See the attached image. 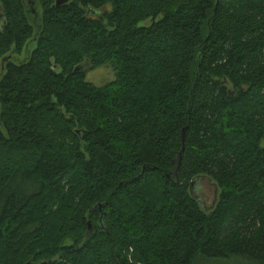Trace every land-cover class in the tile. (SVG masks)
I'll list each match as a JSON object with an SVG mask.
<instances>
[{
	"label": "trees",
	"instance_id": "trees-1",
	"mask_svg": "<svg viewBox=\"0 0 264 264\" xmlns=\"http://www.w3.org/2000/svg\"><path fill=\"white\" fill-rule=\"evenodd\" d=\"M29 1L0 0V58L36 43L0 80V264H264V0Z\"/></svg>",
	"mask_w": 264,
	"mask_h": 264
},
{
	"label": "rangeland",
	"instance_id": "rangeland-1",
	"mask_svg": "<svg viewBox=\"0 0 264 264\" xmlns=\"http://www.w3.org/2000/svg\"><path fill=\"white\" fill-rule=\"evenodd\" d=\"M27 4H31L29 0H26ZM107 12H109L111 9L109 7L106 8ZM36 12L39 13V17H41L42 12L39 6L36 5L35 11L32 12L31 15V21H36ZM0 14L1 9H0ZM2 19V18H1ZM3 20V19H2ZM31 22V23H32ZM150 21H145L139 24L140 27H147L150 25ZM1 30V26H0ZM36 48V43L29 42L24 49H22L19 54L15 52V50L12 48L11 52L5 55L4 57L0 58V80L5 73V66L7 63L11 62L13 64H20L24 62L31 52H33ZM86 82L94 85L95 87H104L110 83H112L115 80V73L113 69L108 66H103L96 68L94 70H90L86 73ZM194 197L199 202L201 208L209 213L213 206L214 202L216 201L218 190L215 184L210 181L208 178H203L199 180L193 188L192 191ZM67 244H70V242ZM193 264H255L248 260H244L241 258L236 259H230V260H207L204 258H198Z\"/></svg>",
	"mask_w": 264,
	"mask_h": 264
},
{
	"label": "water",
	"instance_id": "water-1",
	"mask_svg": "<svg viewBox=\"0 0 264 264\" xmlns=\"http://www.w3.org/2000/svg\"><path fill=\"white\" fill-rule=\"evenodd\" d=\"M68 2V0H58L57 2H56V6H60L61 4H65V3H67ZM2 17V15L0 14V18ZM3 24V22H1V25ZM77 70H81V69H77ZM184 144V136L182 137V145ZM101 210V207H99V211ZM106 218V215H102L101 216V218H100V222L102 221V220H104ZM88 229H89V231L91 230V225H90V223H88Z\"/></svg>",
	"mask_w": 264,
	"mask_h": 264
},
{
	"label": "flooded vegetation",
	"instance_id": "flooded-vegetation-1",
	"mask_svg": "<svg viewBox=\"0 0 264 264\" xmlns=\"http://www.w3.org/2000/svg\"><path fill=\"white\" fill-rule=\"evenodd\" d=\"M2 15V14H1ZM2 19H3V15H2V17H1ZM0 18V26H2L1 25V22H3V20Z\"/></svg>",
	"mask_w": 264,
	"mask_h": 264
}]
</instances>
